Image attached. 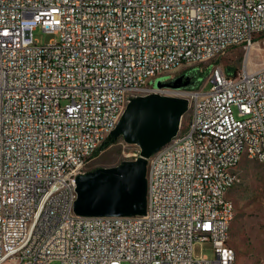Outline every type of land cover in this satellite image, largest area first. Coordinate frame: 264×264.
Here are the masks:
<instances>
[{
	"label": "built area",
	"instance_id": "1",
	"mask_svg": "<svg viewBox=\"0 0 264 264\" xmlns=\"http://www.w3.org/2000/svg\"><path fill=\"white\" fill-rule=\"evenodd\" d=\"M39 28L58 38L41 44ZM263 34L264 0H0V264H234L219 184L242 145L264 161V64L215 65L207 92L150 82ZM154 94L186 100L190 119L152 158L146 214L77 215V178L120 106ZM205 242L216 261L195 254Z\"/></svg>",
	"mask_w": 264,
	"mask_h": 264
},
{
	"label": "water",
	"instance_id": "2",
	"mask_svg": "<svg viewBox=\"0 0 264 264\" xmlns=\"http://www.w3.org/2000/svg\"><path fill=\"white\" fill-rule=\"evenodd\" d=\"M155 87L182 88L177 84L160 83ZM187 111L188 102L177 97L154 94L131 99L105 145L122 136L126 144L140 148V156L115 167L79 176L75 213L83 217L144 216L147 211L148 159L177 136Z\"/></svg>",
	"mask_w": 264,
	"mask_h": 264
},
{
	"label": "rangeland",
	"instance_id": "3",
	"mask_svg": "<svg viewBox=\"0 0 264 264\" xmlns=\"http://www.w3.org/2000/svg\"><path fill=\"white\" fill-rule=\"evenodd\" d=\"M34 38L41 44H48L58 37L44 33L39 28L34 32ZM263 64L264 34L257 37L249 50H245L243 47L232 48L217 59L198 63L194 66H186L168 74L158 75L150 84L154 87L157 83L170 86L177 84L181 85L182 88L178 90L168 87L157 89L166 91L185 90L193 86L188 72L189 69H196L197 67L199 68L198 71H208L213 66L220 65L228 73V69L239 71L244 67L254 71L261 68ZM203 84L201 86H204ZM210 87L211 84H208L205 86L204 91H209ZM189 113H192L190 105ZM189 119L190 114H187L182 124L186 126ZM110 144L102 154H98L88 165L90 170L115 167L124 161L136 160L140 156V148L126 144L122 136L113 139ZM237 174L240 183L229 193V198L235 208V217L232 221L229 239V246L236 252L234 264H264V164L245 157L237 169ZM195 254L197 256L205 255L213 262L217 259V254L210 242H205L202 245L200 243L196 244ZM50 264H60V262L55 260Z\"/></svg>",
	"mask_w": 264,
	"mask_h": 264
},
{
	"label": "bare ground",
	"instance_id": "4",
	"mask_svg": "<svg viewBox=\"0 0 264 264\" xmlns=\"http://www.w3.org/2000/svg\"><path fill=\"white\" fill-rule=\"evenodd\" d=\"M198 63H204V59H197V64ZM164 73L166 72H156L154 74V78ZM203 89H204V86H201L200 88L196 90H203ZM126 107H127V104H122L120 106L119 115H123L125 113ZM190 108H191L192 113H196V105H190ZM203 138H210V131H203ZM255 151H256V143L248 142L247 145H242L241 148H239L238 152L236 153L237 164H225L222 167V174L230 175L229 176L230 185L229 184H219V191L222 192L224 201L227 204L231 205V210L233 211H235V208H234L232 201L229 198V193L240 183V178H239V175L237 174V169L240 166L243 159L246 157V158H249L250 160V156H254ZM159 155H160V150L151 156L148 162V165H147V174H146L147 192L150 191V179L152 178V158H156ZM260 163L264 164V161H260ZM233 219L234 218H229L226 223L225 238H226V242L228 246H229L231 225H232ZM134 223H135V217L124 218V224H134ZM229 249L233 250L230 246H229Z\"/></svg>",
	"mask_w": 264,
	"mask_h": 264
},
{
	"label": "trees",
	"instance_id": "5",
	"mask_svg": "<svg viewBox=\"0 0 264 264\" xmlns=\"http://www.w3.org/2000/svg\"><path fill=\"white\" fill-rule=\"evenodd\" d=\"M199 68L196 67V69H189V76H190V80L192 81V87L189 88H200L201 85L204 83L205 79H207V77L210 74V69L208 71H198ZM229 72L227 73L229 76H233L237 73V69H228ZM111 144H107L105 145V147H108Z\"/></svg>",
	"mask_w": 264,
	"mask_h": 264
}]
</instances>
